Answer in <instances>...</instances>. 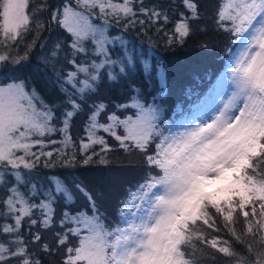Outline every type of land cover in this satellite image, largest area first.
<instances>
[{
  "label": "snow or ice",
  "instance_id": "snow-or-ice-1",
  "mask_svg": "<svg viewBox=\"0 0 264 264\" xmlns=\"http://www.w3.org/2000/svg\"><path fill=\"white\" fill-rule=\"evenodd\" d=\"M182 4L189 15L159 4L146 6L145 0H76L75 7L65 0L54 9L47 0L31 8L30 0H0V65H20L27 60V51L18 55L19 45L29 33L44 29L39 16L48 10V22L71 34L72 58L67 63L74 68L62 74L53 66L61 92L68 95L69 107L60 116L57 106L45 103L35 88L28 91L25 81L9 77L11 82L0 83V185L4 189L0 237H5L0 240V264H9L11 259L18 264H42L30 250L33 244L46 254L63 249L61 264H202L198 245H210L235 264H264V0H223L217 10L218 26L245 39L229 69L234 91L215 114L172 125L164 121L163 109L155 101L146 104L139 97L131 103L135 115L123 118L115 111L107 112L103 103L92 106L86 138L80 140V151L87 154L91 149L83 164L94 156H100V163L108 162L107 153L114 149L104 136L97 135L102 129L117 148L140 152L148 169L143 182L121 201L117 221L109 220L82 184L73 183V188L87 200L86 208L68 210L75 197L59 177L52 178V186L46 190L25 179L41 157L45 167H55L56 160L73 166L75 154L63 151L75 147L70 127L81 103L73 96L82 101L87 92H94L99 70L116 63L108 52L110 24L158 25L159 32L175 13L179 19L168 43H183L200 12L197 0H182ZM95 17L103 24L93 23ZM89 39L93 54L104 59L77 63L80 54L88 55L84 41ZM144 70L150 72V65L145 63ZM81 74L84 79L79 78ZM158 77L162 96L166 92L162 68ZM109 79L116 77L110 72ZM128 107L116 105L117 109ZM102 114L106 123L100 122ZM54 121L63 126L55 127ZM53 132L64 136L59 142L62 148L54 150L55 159L53 151H43L45 140L57 143L50 139ZM37 145L39 152L33 151ZM95 145L101 146L100 153ZM8 174L15 180L10 181ZM57 194L66 205L59 216L54 207ZM218 217L235 241L243 244L245 255L230 245L223 246L228 245L226 240L207 238V229L220 231L215 228ZM241 221L243 231L237 235L233 225ZM45 230L53 231L51 244L42 235Z\"/></svg>",
  "mask_w": 264,
  "mask_h": 264
},
{
  "label": "trees",
  "instance_id": "trees-1",
  "mask_svg": "<svg viewBox=\"0 0 264 264\" xmlns=\"http://www.w3.org/2000/svg\"><path fill=\"white\" fill-rule=\"evenodd\" d=\"M42 2L43 0H30V8L33 5H40ZM67 2L76 6V0H67ZM222 2L223 0L212 1L214 12L212 24H208L201 16L192 21L193 31L184 38L183 43L178 41L172 44L168 43L174 24L179 19L175 13L170 16L169 23L164 25L163 30L159 32L157 31L158 25L143 28L139 24L134 27H125L123 21L119 24L111 23L110 32L117 33L118 36L108 44V52L110 60L116 63L106 64L99 70L100 80L97 82V88L94 92H87L82 101L77 96H73L74 99H77V103H81V110L72 118L70 127V135L75 147L70 145L63 149L69 154H75L73 166H65L56 160L55 167H45L43 162L45 158L41 157L36 168L31 170L25 179L31 184H36L38 188L46 190L52 186V178L59 177L73 192L81 196L82 201H79L73 195L75 201L68 210L86 208L87 200L82 193L73 188V183L82 184L87 191L94 192L97 196L95 197L97 204L107 214L109 220L117 221V210L122 207L121 201L128 198L130 189L135 191L137 185L143 182L148 169L140 152L135 154L133 151L125 152L123 149L117 148L114 139L110 138L102 129L97 135L104 136L114 149L107 153L108 162L100 163V156H94L87 165L83 164L86 155H91V149L87 154L80 151V140L86 138L85 126L88 123L92 106L98 103L107 105L109 100L117 103V105L129 104L134 98L139 97L146 104L155 101L163 109V119L166 123L181 124L183 119L192 115L205 97L213 92L216 82L228 74L231 67L229 62L240 46L241 36L226 31L216 23V13ZM64 3L65 0H47V4L53 9L57 6L62 7ZM197 3L202 4L201 0H197ZM145 4L146 6L159 4L165 8H173L176 13L183 11L186 15L190 14L183 7L182 0H145ZM49 15V11L45 10L43 15L39 16L41 22L45 24L44 29L39 34L36 32L29 33L19 45L18 55L23 56L27 51V60L22 61L20 65H0V83L11 81L9 77L25 81L26 86L35 88L47 104L57 106L56 114L59 116V113L61 114L65 108L69 107L66 103L68 95L61 92L53 66H55L56 71L62 74L74 70L67 63V60L72 58L69 55V46L72 41L70 33L63 27L55 22H48ZM94 19L102 21L98 17ZM33 41H35L34 44ZM58 43L61 45L60 49L56 48ZM26 45L33 46L27 49ZM84 47L88 49V55L80 54L77 63H90L93 60L100 63L104 59L103 56L97 57L93 54L94 44L91 39L84 41ZM54 52L56 53L55 56H53ZM16 54L13 52V55ZM129 58L131 62H129ZM145 63L150 65V72H145L143 68ZM121 67L124 69L123 72H121ZM161 68L166 78V92L162 96L160 95L162 90L158 77ZM110 72L116 79H109ZM79 78L84 79L83 74ZM67 87L70 93L73 92L71 86ZM106 111L109 113L115 111L117 115L126 116L129 113L135 115L131 106L127 109H119L117 112L111 105H107ZM54 125L57 128L63 126L56 121H54ZM52 137L57 143H47L43 151L54 152L55 149L62 148L59 142L64 139L63 134L53 132L50 134V139ZM93 147L97 153H100V145ZM33 151L39 152L40 148L35 147ZM132 154L135 155L134 160H131L134 162L128 161ZM53 159H55V152ZM128 163L130 167L138 165L134 167L132 173L127 172L126 180H123L120 178L122 175L115 170L126 168ZM24 171L28 172V170ZM113 171L114 176L111 175ZM7 178L10 181L15 180L11 174H8ZM3 195L4 189L0 185V198ZM57 199L58 202L54 207L57 216H59L65 210L66 205L59 194H57ZM3 222L0 220V223ZM7 222L11 223L10 220ZM224 223V220L218 217L215 228L220 229V231L207 229L209 233L207 238L211 240L219 237L221 240H226L228 245L223 246L230 245L235 251L245 255L246 251L243 244L235 241L231 232L224 228ZM204 227L206 228V226ZM233 227H235L237 235L242 233V221ZM36 230L34 227L33 231ZM24 231L26 232L27 229ZM42 235L51 244L53 231L45 230ZM2 239L5 237H0V240ZM198 248H201L197 256L202 264H235L231 258L219 253L210 245H198ZM30 250L35 252L42 264H61L63 249H60L58 253L54 250L52 254H46L40 251L38 245L33 244ZM9 264H18V261L11 259Z\"/></svg>",
  "mask_w": 264,
  "mask_h": 264
},
{
  "label": "rangeland",
  "instance_id": "rangeland-1",
  "mask_svg": "<svg viewBox=\"0 0 264 264\" xmlns=\"http://www.w3.org/2000/svg\"><path fill=\"white\" fill-rule=\"evenodd\" d=\"M212 1L211 0H201L202 4L201 3L198 4L199 5V9H200L199 10L200 16L203 17L207 21L208 24H212L213 23L212 17L214 16V12H213V7H212V4H213ZM73 7H75V6H73ZM93 23H95V24H103V21H97V20L93 19ZM258 26L259 25H257V27ZM70 36H71V34H70ZM107 36L110 38L109 39V43H110L111 40H114L115 37L118 36V35H117V33L116 34L111 33L110 32V27H108ZM71 41H72V37H71ZM243 43H244V41L241 44V48L243 47ZM143 68H144V66H143ZM228 76H229V74L226 77H224L222 79V81L219 82V86L216 88L217 91L214 92V95H212L211 97L205 99L198 106L197 112L195 113V115L191 119H188L187 121L186 120L183 121V123H187L189 120H192L194 117H197V116H210V115H213V114H215V112L218 109L223 107V105L227 102L229 96L231 95L232 91H234V85H232L231 82L228 80ZM17 81H19V80H17ZM9 82H11V81H9ZM6 83H8V82H6ZM32 89H33V87H27L28 91H31ZM39 96H40V94H39ZM57 102H59V101L57 100ZM131 103H132V101L128 105L131 106ZM107 105H111L118 112L119 109L116 108L117 103H114V102L109 100V102H107ZM133 109H134V111L136 113L137 110L135 108H133ZM59 116H60V113H59ZM120 116H121V118H123L125 115H120ZM126 116H133V115H132V113H129ZM99 119H100V122H102V123H106L107 122L103 114L101 115V117ZM120 131L122 132V130H120ZM51 140H54V137H52ZM47 143H48V141L45 140V145ZM36 147L40 148L39 145H37ZM133 153L137 154L139 152L138 151H133ZM134 157H135V155L132 154V157L128 161L134 162V161H131V160H134ZM137 158H138V156H137ZM138 162H139V160H138ZM127 165L128 166H126V168H124V169H116L115 170L116 172H118L119 174L122 175L120 178H122L123 180H126V173L127 172H131L132 173L134 171V167H136L138 164H136L134 166L132 165V167H130L129 163ZM111 175H113V176L115 175L114 171L112 172ZM90 193H92L94 199H95V197H97L94 194L93 191H91ZM73 195H75L78 198L79 201H82L81 200V196L79 194H77L76 192H73ZM132 211L135 212V208H133Z\"/></svg>",
  "mask_w": 264,
  "mask_h": 264
},
{
  "label": "bare ground",
  "instance_id": "bare-ground-1",
  "mask_svg": "<svg viewBox=\"0 0 264 264\" xmlns=\"http://www.w3.org/2000/svg\"><path fill=\"white\" fill-rule=\"evenodd\" d=\"M227 75H228V74H227ZM227 75H225V76L221 77V78H220L221 80H219V82H220V81H222V79H223L224 77H226Z\"/></svg>",
  "mask_w": 264,
  "mask_h": 264
}]
</instances>
